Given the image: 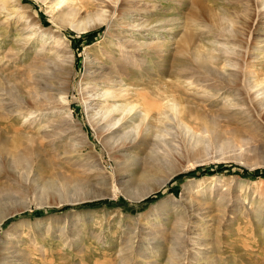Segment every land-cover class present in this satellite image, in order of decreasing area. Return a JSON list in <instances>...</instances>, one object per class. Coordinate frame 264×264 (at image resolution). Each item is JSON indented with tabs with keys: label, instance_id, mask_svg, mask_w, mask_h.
Listing matches in <instances>:
<instances>
[{
	"label": "rangeland",
	"instance_id": "obj_1",
	"mask_svg": "<svg viewBox=\"0 0 264 264\" xmlns=\"http://www.w3.org/2000/svg\"><path fill=\"white\" fill-rule=\"evenodd\" d=\"M3 1L0 137L22 144L16 147L19 158L0 147V220L4 219L0 245L5 233L17 228L25 243L13 252L23 250L28 258L21 264H141V260L142 264H264V235H259L264 232V120L254 110L241 116L225 110L247 81L264 87V65L257 58L264 56L260 0L126 1L141 14L133 15L131 24L136 21L140 26L118 33L162 44L129 61L118 52L116 30L101 22L89 23L94 0H75L70 7L81 6L86 12L66 21L57 18L58 9L50 12L41 0H19L22 8L16 16L7 12L10 4ZM27 21L35 27L39 23L53 36H33L24 45L20 39L34 31V27L25 34L20 30ZM190 50L216 60L199 65ZM68 55L74 58L73 67ZM110 55L130 67L132 74H121V79L138 93L128 102L150 113L146 123L154 132L149 136H160L153 152L157 169L151 179L136 186L130 183L135 174L104 140V122L97 125L100 131L90 121L92 112L99 110L94 105L97 70L104 66L105 71H114ZM39 63L54 73L51 92L38 86L31 71ZM48 92L49 106L39 99V105L31 103ZM62 92L68 93L67 108L58 105ZM19 98L24 102L20 104ZM172 99L178 102L177 110L168 107ZM160 113H167L162 120ZM72 146L80 154L78 160L92 166L94 180H86L75 156L69 158ZM26 147L30 154L24 152ZM134 152L142 169L148 154ZM204 170L210 173L202 174ZM100 174L124 178L103 185ZM81 182L84 187L78 186ZM102 191L105 195L97 197ZM198 191L210 194L204 210L225 212L209 213L210 219L221 221L209 231L194 222L189 232L176 225L172 211L186 206ZM222 192V201L214 205L215 193ZM231 201L238 207L247 204L237 222L230 216L238 211L228 209L234 204L222 206ZM254 212L263 218L261 226L250 216ZM136 223L147 233H138L136 249L124 251L128 227ZM145 254L154 262L144 261Z\"/></svg>",
	"mask_w": 264,
	"mask_h": 264
},
{
	"label": "bare ground",
	"instance_id": "obj_2",
	"mask_svg": "<svg viewBox=\"0 0 264 264\" xmlns=\"http://www.w3.org/2000/svg\"><path fill=\"white\" fill-rule=\"evenodd\" d=\"M6 1L10 4V8L7 10V12H9L11 14L14 13L16 16V13H19L20 9L22 8L21 3L19 2V0H4L3 2H6ZM41 1L50 6V12H53V10H55V12H56V10L58 9L59 11H57V18H59L61 20H65V21H66V19L71 18V17L72 18L76 17V16L79 17V15L82 12H86L85 11L86 9L84 11H82V9L80 8L81 6L76 7V8L70 7L71 6L70 4L74 3L75 0H41ZM126 1H128V4H129V2L133 3V0H94V4L92 5L93 6V8H92L93 15L88 14L89 23L92 24L94 22H101L102 24H106L108 26L109 30L110 29L116 30L117 33H118V30L122 31L125 29V27H127L130 30L136 29L140 25H137L136 21H135V23L133 22L134 25L131 24V21H132L131 18L133 17V15H141V14L139 12L137 13V12L133 11V8L131 7L132 4L126 5V3H127ZM257 3L260 4L258 6H261V8L264 9V0L257 1ZM7 6H8V4H7ZM263 9H262V12L264 11ZM134 12H135V14H132ZM262 12L260 11L261 14H262ZM17 15H18V18L23 17V15H21V14H17ZM118 20H122V22L120 23V22H118ZM27 23H28V25H23V27L20 30L25 31L24 32V34H25L28 29H31L34 27L33 28L34 31L26 33V36H23V38H21L22 36L20 37L21 38L20 41L24 42V45L29 44V41H32L31 39L33 38V36H35L34 38H37V39H43L45 37H47L49 39L53 36V34L51 33L50 30L43 28V26L40 25L39 23H36L37 24L36 27H35V24H30V22H28V21H27ZM90 27H92V26L89 25V27L83 28L82 30H86ZM115 38H116L115 44H117V47L119 49L118 52L123 54L124 61L131 60L132 56H134V59H136L141 54H144V51H146V50H157L159 48H162V46H161L162 44H160L158 42L144 43V42H140V41H135V40H131L129 37L121 36L119 33L116 34ZM37 39L34 41V45L38 41ZM32 47L33 46H31V48ZM190 48L192 49V47H190ZM230 48H232V47H230ZM227 50H229V48ZM234 50H232V51H234ZM179 52H181V51H179ZM190 52H192V51L190 50ZM228 52L231 53V49ZM191 55L197 63H200L199 65H205L210 60V59L205 57L207 54H205V56H204V54L201 55L197 52H192ZM207 57H209V56L207 55ZM212 57H211L210 62L212 60H216V59H213ZM67 58H68L67 62L69 63V65L71 67H73V61H74L73 56L68 55ZM257 58L260 59L261 63L264 65V56L263 55L261 56V54H258ZM109 59H110V61H112V64L114 65V67H113L114 71H111V72L108 71L107 72V71H105L106 69L104 66H101L97 70V71L100 70V72L96 71L97 72L96 75L99 78H97L95 81L97 83H96L94 88H97V92H96V96L94 98V100L96 101V103L94 105L96 107H98L99 110H96V111L94 110L95 112H92V114L90 116V121H91V123L96 125V127H97V125H100L99 124L100 122H102V121L104 122L102 129L106 128V131L103 130L106 135L104 134L105 136H103V138L111 150H113L114 152H116L122 156V158L124 160V165L128 169V171L133 172V174H135L134 178H132L134 180L130 181V183H133V186H136L137 184L143 183L144 181L151 179L153 177V173H155V171L157 169L156 166L158 163L157 162L158 159L153 156V152H154V147L157 145V141L160 138V136H149L150 134H152L154 132V128L150 124L146 123L148 118L150 117V113L143 111L141 109L142 108L141 106H138L134 103L128 102L134 96V94L138 93L137 91L130 89L128 86V83H126L124 79H121V74H123V75L124 74L125 75L132 74L130 67L128 65H124L122 60H120L119 58H116V57H112V55L109 56ZM182 61H183V59H182ZM129 64L132 66L131 63H129ZM46 65L47 64L39 63V64H37V66L32 68L31 71L33 72L35 79L37 80L38 86H40L41 89L44 91H50L51 92L53 89V85H54L53 82H54L55 76H54L53 71L50 70V68H48ZM56 66L59 67L58 63H56ZM56 70H58V69H56ZM263 74H264V72H261V76H263ZM247 75H249V74H247ZM247 82H248L247 85L242 89V91L240 92V90H241L240 89L239 94L235 95L234 97L232 96L233 97V99L231 98L232 101H230V102L228 101V103L225 104L226 105L225 110H227L228 113L231 114L232 116L233 115L241 116V115L247 114V113L250 114L252 112V110H254V112L262 120H264V87H261L262 86L261 84H260L261 85L260 86V85L254 84V83H250L249 81H247ZM100 83H101V85H100ZM50 92H48V94H41L40 97L36 98L35 100H32L31 103L36 104V103H38V99H39V101L46 103V105L49 104V102L51 104L52 98L49 96V94H51ZM62 94L63 95H61V97L59 99L60 102L58 101L59 102L58 105H60V107H62V108H67L68 102H67L66 95L68 93L62 92ZM64 94H66V95H64ZM189 94L192 98L196 97L194 92L191 93V91H190ZM194 100H196V98ZM18 101L20 104H21V102H24L23 98H19ZM122 101H124L125 103H121ZM105 102L107 104H105ZM170 102L171 103H169L168 107L172 110H177L178 102H176V100H174V99L170 100ZM0 105H1V102H0ZM36 105H39V104H36ZM47 106H49V105H47ZM96 107H94V108H96ZM154 108L157 109L156 106ZM166 114L160 113V115H159L160 118L158 120H162L163 117L166 116ZM67 115L68 116H66V117L72 123V119H73L72 115L71 114H67ZM169 117L170 116H168V118ZM97 128L101 131L100 127H97ZM21 144L22 143L20 141H8V140L0 137L1 150L3 152H6V153L7 152H9L10 154L12 153V154H14V156H16L18 158L21 156V154L19 153L20 151L19 152L16 151V147L18 145H21ZM70 149L71 150L68 151L67 153H72L73 155H71L69 158H72V156H75L74 158L78 162V164L81 162V164H82L81 167L83 168L84 173L87 174L85 176L86 177L88 176L86 180H88V181L94 180L95 177L92 176L94 174L91 171V170H93V169H91L92 166H90L89 163H86V162L84 163L83 161H81L82 159L78 160L80 158V154L78 153V151L76 149H74V146H72ZM134 150L145 151L148 154V156H146L148 158H147V160H145L146 162H145V166L142 168L143 169L142 172H140V170H142V169H140V168L138 169V158H137L138 156H136ZM24 152L30 154L31 150H28V148L26 147ZM150 152H151V154H149ZM69 160H71V159H69ZM137 172H138V174H137ZM100 175L102 176V174H100ZM98 178H99V176H98ZM123 178H124V175H122V174H119L117 176L113 175L111 177H107V176L103 175L101 177V180H103L102 183L104 182V183L108 184L109 182L110 183L117 182L118 179H120V181H122ZM96 179H97V177H96ZM87 183H89V182H87ZM104 183H103V185H104ZM127 184H129V183H127ZM78 186L84 187L85 185L81 182V184H79ZM203 194L204 193L198 191L196 194H194L193 196H191L189 198V200L186 203V206L179 207L177 210L172 211V213H174V217L176 218V223H177L176 225H179L181 227H185L189 232H191V228L193 227L191 225L194 222H196L194 226H197V227L201 226L203 228V230H206V231H209L210 228L213 227L216 223L221 224L220 220H217V221L215 220L216 218L210 219L209 213L215 212V213H219L221 216H223V213L225 211L224 210L220 211V210H217L216 208H214L212 210H210L209 208H208L209 210H207V209L204 210L205 207L207 206L205 204V202L210 201V198H209L210 194L209 193H208L209 195L207 193H206L207 195L206 194L203 195ZM223 194H225V193L224 192L215 193L214 198L216 200L215 201H214V199L212 200L214 205H217V202L222 201ZM104 195H105L104 192L99 193V195H97V197H103ZM146 195L147 194H144L143 196H146ZM225 200L228 201V198H226ZM236 202H237V200H236ZM223 203H225V201ZM223 203H222V206H224L225 208L227 206H231V203L234 204L231 206V208H228V209L230 212L238 211V213L236 215L232 214V216H230L231 219H233L236 222L238 221V218L241 217V214H243L247 208L246 203H242V205L239 207L236 205V203H234V201H231L230 205H225ZM255 214H256L255 212L251 213L250 216H252L254 221L257 223V225H259L260 221L263 218L260 220V218L257 217ZM224 216H226V215H224ZM261 217H263V216H261ZM184 218H186L187 221L184 220ZM190 220L192 222H189ZM3 222H4V219L0 220V224H3ZM147 224H148V222H147ZM259 226H261V225H259ZM128 228H129V231L127 232V240H126V243L128 246H125V248H124L125 250L124 249L123 250L132 252L134 249H136V247H138L137 246V240H136V237L139 236L138 233H144L143 231L146 229L144 228V226H142V224L140 226L139 223H136L133 228L132 227L131 228L128 227ZM60 232H62V231H60ZM145 233H147V232H145ZM261 234L264 235V232H260L259 235H261ZM60 235H61V233H60ZM5 236L6 237L4 238L3 242L0 245V264H21L20 261H22V259H24V261H25V258L28 259L27 256L26 257L23 256L24 253H23V255L21 254L23 252V250H20L17 253L13 252V250L19 248L22 244L25 243L24 242L25 238L23 239V237L25 235L23 234V232L17 228L16 229L13 228L10 231H7L5 233ZM142 239H143V237H142ZM138 251H139V249H138ZM197 253H201V252H197ZM127 254H128L127 257L129 258V253H127ZM141 255L142 254H140V256ZM144 257H146V254ZM138 259L140 260V258H138ZM130 260H131V257L128 261H130ZM123 261H125V260H123ZM144 261H147L149 263L154 262L149 257L144 258ZM25 262L27 263V261H25ZM139 263L142 264L143 260L139 261ZM122 264H124V262H122Z\"/></svg>",
	"mask_w": 264,
	"mask_h": 264
},
{
	"label": "trees",
	"instance_id": "obj_3",
	"mask_svg": "<svg viewBox=\"0 0 264 264\" xmlns=\"http://www.w3.org/2000/svg\"><path fill=\"white\" fill-rule=\"evenodd\" d=\"M206 173H210V172H208V171H206V170H204V171L202 172V174H206Z\"/></svg>",
	"mask_w": 264,
	"mask_h": 264
}]
</instances>
